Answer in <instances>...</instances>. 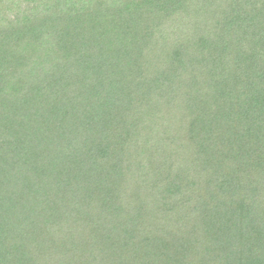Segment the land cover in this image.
Returning a JSON list of instances; mask_svg holds the SVG:
<instances>
[{"label": "trees", "instance_id": "16d2710c", "mask_svg": "<svg viewBox=\"0 0 264 264\" xmlns=\"http://www.w3.org/2000/svg\"><path fill=\"white\" fill-rule=\"evenodd\" d=\"M0 264H264V0H0Z\"/></svg>", "mask_w": 264, "mask_h": 264}]
</instances>
